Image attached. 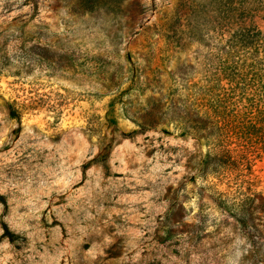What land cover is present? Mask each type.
<instances>
[{"label":"rangeland","instance_id":"rangeland-1","mask_svg":"<svg viewBox=\"0 0 264 264\" xmlns=\"http://www.w3.org/2000/svg\"><path fill=\"white\" fill-rule=\"evenodd\" d=\"M239 20L264 33V0H0V264H264L261 141L218 180L205 140L142 124L245 60Z\"/></svg>","mask_w":264,"mask_h":264},{"label":"trees","instance_id":"trees-1","mask_svg":"<svg viewBox=\"0 0 264 264\" xmlns=\"http://www.w3.org/2000/svg\"><path fill=\"white\" fill-rule=\"evenodd\" d=\"M235 26L227 54L246 52L240 65L219 64L214 73L206 74L203 84L185 86L181 99L173 94L151 96L142 115L143 125L173 123L184 133L205 140L201 174L218 180L241 171L258 142L264 149V33L245 20L236 21ZM238 79L244 81L242 88L237 87ZM224 80L228 86L222 84ZM236 87L241 96L251 94L243 97L250 101L248 105L236 107L241 101L234 100ZM10 113H15L12 105ZM5 233L13 240L6 227Z\"/></svg>","mask_w":264,"mask_h":264}]
</instances>
